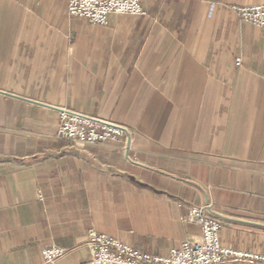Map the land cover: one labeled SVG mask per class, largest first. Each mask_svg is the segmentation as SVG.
<instances>
[{
    "label": "crops",
    "instance_id": "0c3cea01",
    "mask_svg": "<svg viewBox=\"0 0 264 264\" xmlns=\"http://www.w3.org/2000/svg\"><path fill=\"white\" fill-rule=\"evenodd\" d=\"M106 26L67 0H0V264H92V231L153 256L202 241L264 255V0H142ZM240 61V65L238 62ZM78 114L120 143L56 137ZM227 264H248L231 262Z\"/></svg>",
    "mask_w": 264,
    "mask_h": 264
},
{
    "label": "built area",
    "instance_id": "2783aa9c",
    "mask_svg": "<svg viewBox=\"0 0 264 264\" xmlns=\"http://www.w3.org/2000/svg\"><path fill=\"white\" fill-rule=\"evenodd\" d=\"M67 1L68 13L71 16L87 20L92 25L106 26L113 16L146 15L142 0ZM234 10L242 21L264 30V4L235 7ZM125 133L124 127L112 122L63 113L59 117L56 137L81 145L117 144L121 142ZM184 222L201 227L202 241L199 243L186 241L164 257L141 252L119 240L92 231L88 242L92 253V264H227L231 262L264 264V255L223 246L220 239L221 224L208 216L204 208H192ZM65 254L66 250L57 246L42 250L46 264H53Z\"/></svg>",
    "mask_w": 264,
    "mask_h": 264
}]
</instances>
